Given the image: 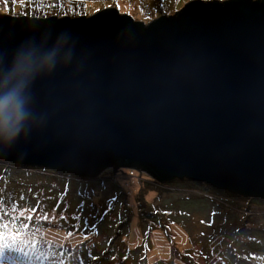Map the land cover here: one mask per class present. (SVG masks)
Returning <instances> with one entry per match:
<instances>
[{
  "label": "water",
  "instance_id": "obj_1",
  "mask_svg": "<svg viewBox=\"0 0 264 264\" xmlns=\"http://www.w3.org/2000/svg\"><path fill=\"white\" fill-rule=\"evenodd\" d=\"M17 54L55 68L32 80L31 116L1 162L80 178L130 169L264 200V0H190L146 23L114 7L0 13V72ZM10 87L0 76V94Z\"/></svg>",
  "mask_w": 264,
  "mask_h": 264
},
{
  "label": "rangeland",
  "instance_id": "obj_2",
  "mask_svg": "<svg viewBox=\"0 0 264 264\" xmlns=\"http://www.w3.org/2000/svg\"><path fill=\"white\" fill-rule=\"evenodd\" d=\"M188 1L0 0V13L74 17L114 7L146 23ZM0 252V264H264V200L130 169L74 178L0 161Z\"/></svg>",
  "mask_w": 264,
  "mask_h": 264
},
{
  "label": "clouds",
  "instance_id": "obj_3",
  "mask_svg": "<svg viewBox=\"0 0 264 264\" xmlns=\"http://www.w3.org/2000/svg\"><path fill=\"white\" fill-rule=\"evenodd\" d=\"M27 57L23 54H17L14 57L11 66L0 72L5 84H11V87L0 94V113L7 112L10 119L0 121V144L10 145L20 133L24 130L25 124L31 116L28 108L30 97L27 90L35 78L41 72L52 71L55 63L51 56L46 57L35 67H26ZM13 77H19V82L12 83Z\"/></svg>",
  "mask_w": 264,
  "mask_h": 264
},
{
  "label": "trees",
  "instance_id": "obj_4",
  "mask_svg": "<svg viewBox=\"0 0 264 264\" xmlns=\"http://www.w3.org/2000/svg\"><path fill=\"white\" fill-rule=\"evenodd\" d=\"M37 7H39V8H44V6L43 7H40V6H37ZM45 8H49V9H51L48 5H46V7ZM54 9H55V7H53ZM65 10V9H64ZM66 11H68V10H66ZM72 11V10H71ZM69 12V11H68ZM13 165V164H12ZM16 166H22V165H16ZM23 167V166H22ZM30 167H34V168H39V169H42V170H45V171H47L48 169H43V168H41V167H37V166H30ZM48 171H50V172H52L54 175H56V174H58V175H60V176H62V175H64V176H71V177H74V178H79V177H77V176H74V175H68V174H63V173H58V172H54V171H51V170H48ZM175 180V179H174ZM182 180H184V179H182ZM203 186H205V187H209L208 185H206V184H202ZM5 253H3V252H0V258L2 259L3 257H2V255H4ZM35 259L37 260H42V258L44 257V256H42V255H39V254H35ZM193 263H190V264H196L194 261H192ZM59 264V263H58Z\"/></svg>",
  "mask_w": 264,
  "mask_h": 264
},
{
  "label": "snow or ice",
  "instance_id": "obj_5",
  "mask_svg": "<svg viewBox=\"0 0 264 264\" xmlns=\"http://www.w3.org/2000/svg\"><path fill=\"white\" fill-rule=\"evenodd\" d=\"M16 2V0H13V3H15ZM4 3H5V5H7V3H8V0H4ZM99 11V10H98ZM85 226H86V228H87V220H85ZM92 227H95V225H92ZM93 259H96V257H93ZM80 264H82V262H80Z\"/></svg>",
  "mask_w": 264,
  "mask_h": 264
}]
</instances>
